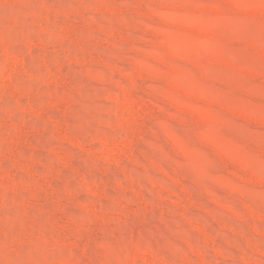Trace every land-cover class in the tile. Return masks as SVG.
Returning a JSON list of instances; mask_svg holds the SVG:
<instances>
[{"label": "rangeland", "instance_id": "obj_1", "mask_svg": "<svg viewBox=\"0 0 264 264\" xmlns=\"http://www.w3.org/2000/svg\"><path fill=\"white\" fill-rule=\"evenodd\" d=\"M0 264H264V0H0Z\"/></svg>", "mask_w": 264, "mask_h": 264}]
</instances>
